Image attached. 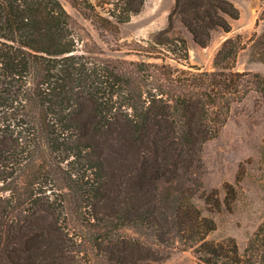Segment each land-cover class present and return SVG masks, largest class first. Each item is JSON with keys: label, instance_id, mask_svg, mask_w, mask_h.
<instances>
[{"label": "trees", "instance_id": "16d2710c", "mask_svg": "<svg viewBox=\"0 0 264 264\" xmlns=\"http://www.w3.org/2000/svg\"><path fill=\"white\" fill-rule=\"evenodd\" d=\"M145 1L69 0L112 33ZM239 17L232 0H175L142 50L187 60L186 38L167 33L176 20L205 47ZM241 38L223 41L213 70H179L104 57L61 0H0V264H158L178 248L198 264H264V222L241 251L208 239L216 221L194 200L204 143L250 91L264 95V73L235 69ZM112 144L133 155L111 164Z\"/></svg>", "mask_w": 264, "mask_h": 264}, {"label": "rangeland", "instance_id": "374dc122", "mask_svg": "<svg viewBox=\"0 0 264 264\" xmlns=\"http://www.w3.org/2000/svg\"><path fill=\"white\" fill-rule=\"evenodd\" d=\"M71 15L86 28L100 45L103 56L148 62H168L179 70H213L214 61L223 41L228 37L242 35L235 69L264 73V0H232L240 9V17L232 19L229 32L214 29L210 43L197 44L188 29L176 20L167 30L172 37L183 36L187 40V60L172 58L171 52L147 55L143 46L148 45L155 34L169 25V13L175 0H146L143 9L131 20L122 24L118 33L98 28L90 19L75 9L69 0H61ZM132 152L122 151L117 145H109L107 157L111 164H119L122 157ZM124 171L129 166L123 167ZM194 200L205 215L213 217L217 227L208 239L222 240L233 236L241 251L264 222V95L252 90L240 102L233 105L230 116L219 134L207 140L202 148L201 161L194 175ZM162 182V181H161ZM161 184V183H160ZM232 184L234 198L225 186ZM185 178L163 182V193L176 192L186 187ZM218 197L222 202L228 197L231 207L222 204L220 209L210 211L207 197ZM131 230V229H130ZM132 231V230H131ZM158 264H198L191 249H176L171 256Z\"/></svg>", "mask_w": 264, "mask_h": 264}]
</instances>
